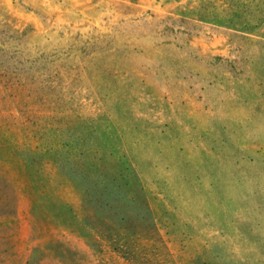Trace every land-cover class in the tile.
Listing matches in <instances>:
<instances>
[{"label":"rangeland","instance_id":"374dc122","mask_svg":"<svg viewBox=\"0 0 264 264\" xmlns=\"http://www.w3.org/2000/svg\"><path fill=\"white\" fill-rule=\"evenodd\" d=\"M0 264H264V0H0Z\"/></svg>","mask_w":264,"mask_h":264}]
</instances>
